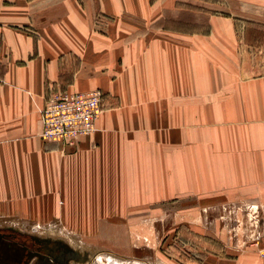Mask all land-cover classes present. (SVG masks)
<instances>
[{"label": "crops", "instance_id": "0c3cea01", "mask_svg": "<svg viewBox=\"0 0 264 264\" xmlns=\"http://www.w3.org/2000/svg\"><path fill=\"white\" fill-rule=\"evenodd\" d=\"M171 6L0 0V209L30 212L35 197L42 212L53 199L73 215L176 214L227 253L205 264H264V75L243 74L233 30L205 43L153 27ZM59 87L116 102L70 155L40 136Z\"/></svg>", "mask_w": 264, "mask_h": 264}, {"label": "rangeland", "instance_id": "374dc122", "mask_svg": "<svg viewBox=\"0 0 264 264\" xmlns=\"http://www.w3.org/2000/svg\"><path fill=\"white\" fill-rule=\"evenodd\" d=\"M77 1L84 5V0ZM156 1H169L172 6L153 27L181 30L189 40L201 36L205 43L210 42L213 29L231 30L230 38L223 40L228 43L232 41L233 30L238 38L242 37L241 43L236 40V46L241 49L238 54L243 57V74L264 75V35H250V28L264 32V0H150V3ZM93 14L97 27L105 23L99 1L93 4ZM69 58L74 70L82 66L81 57ZM55 91L67 90L55 88L49 97ZM115 105L116 102L103 97V111ZM51 143L59 148L58 143ZM60 148L63 154L70 155L77 152L79 145L62 144ZM28 201L30 212L22 211L19 200L12 202L11 213L0 209V264H205L207 252L227 255L210 237L181 228L176 214L167 217L157 211L134 217L73 215L68 214L62 200L57 203L53 199L41 200L45 202L41 206L43 212L36 210L35 197Z\"/></svg>", "mask_w": 264, "mask_h": 264}, {"label": "built area", "instance_id": "2783aa9c", "mask_svg": "<svg viewBox=\"0 0 264 264\" xmlns=\"http://www.w3.org/2000/svg\"><path fill=\"white\" fill-rule=\"evenodd\" d=\"M103 97L99 91L53 92L41 110V138L74 147L81 138L96 132L97 121L103 112ZM256 246L264 259V246Z\"/></svg>", "mask_w": 264, "mask_h": 264}, {"label": "trees", "instance_id": "16d2710c", "mask_svg": "<svg viewBox=\"0 0 264 264\" xmlns=\"http://www.w3.org/2000/svg\"><path fill=\"white\" fill-rule=\"evenodd\" d=\"M250 35L252 36V35H255V34H257V35H255V37H258V36H260V35H264V34H262L261 33V31H259V30H255L254 28H250Z\"/></svg>", "mask_w": 264, "mask_h": 264}, {"label": "bare ground", "instance_id": "6f19581e", "mask_svg": "<svg viewBox=\"0 0 264 264\" xmlns=\"http://www.w3.org/2000/svg\"><path fill=\"white\" fill-rule=\"evenodd\" d=\"M94 91H99V92H101L104 95V93L101 90H92V91H88V92H71L70 91V93H73V94H75V93H89V92H94Z\"/></svg>", "mask_w": 264, "mask_h": 264}]
</instances>
